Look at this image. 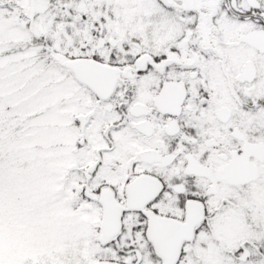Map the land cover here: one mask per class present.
I'll use <instances>...</instances> for the list:
<instances>
[{"label":"snow or ice","instance_id":"obj_1","mask_svg":"<svg viewBox=\"0 0 264 264\" xmlns=\"http://www.w3.org/2000/svg\"><path fill=\"white\" fill-rule=\"evenodd\" d=\"M0 264H264V0H0Z\"/></svg>","mask_w":264,"mask_h":264}]
</instances>
